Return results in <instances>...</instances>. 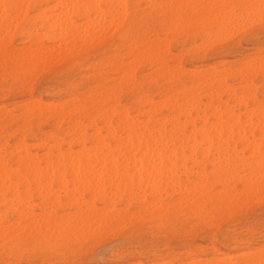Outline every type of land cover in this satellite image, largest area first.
I'll return each mask as SVG.
<instances>
[{"label": "snow or ice", "instance_id": "obj_1", "mask_svg": "<svg viewBox=\"0 0 264 264\" xmlns=\"http://www.w3.org/2000/svg\"><path fill=\"white\" fill-rule=\"evenodd\" d=\"M43 5L6 2L0 0V19L3 20V39L0 48L3 52V95L21 97L24 101L22 112L31 114L34 109L50 108L46 104L42 89L46 84L59 77L66 81L61 85L57 98L66 104H73L83 99L79 93L91 87L90 83L74 80L73 64L79 58L67 57L56 62L51 68L46 61H39L30 55L26 46L32 43L36 48L40 31L37 25L41 20ZM57 9L67 8L69 13L60 14L65 23H74L70 13L74 7H92L82 5H57ZM104 7V6H97ZM120 10L122 35L133 33L137 28H151L161 37L167 33L189 35L198 32L196 54L205 58L233 60L229 71L234 79L241 82H252L259 73L264 76V0L246 3L228 4H119L108 6ZM143 9V12L140 11ZM51 19V18H49ZM117 15L113 16V23ZM51 35V34H49ZM48 37H46L47 39ZM259 40V51H254V43ZM91 59L93 52L84 53ZM171 55V51L169 52ZM212 63L211 60L208 61ZM43 64V67L41 66ZM182 71V62L172 65ZM207 67V65H205ZM219 68V65H216ZM261 124L264 125V98L260 100ZM22 115V113H13ZM20 136L16 135L11 143L19 146ZM261 180L259 186L248 182L227 191L223 198L211 206L204 205L196 216H188L181 222L180 217L173 219V211L157 207L154 198L147 192L142 203L129 207L126 213L116 214L85 222L83 226L77 221H65L58 218V209L54 204L37 216L31 202L25 207L21 197L6 192L3 212V253L0 264H93L92 261H81L69 258L98 247H110L112 259L106 264H135L128 259L133 256L159 255V249L169 243V237L179 235L190 239L193 231L207 230L212 237L219 226L216 237H225V243L236 248L240 258L224 261L222 264H264V127L260 131ZM7 147L5 152L7 153ZM7 159V156H6ZM128 175L132 176L135 189V176L129 167ZM141 178V185H143ZM21 202L18 204L17 201ZM141 212L137 213L136 208ZM123 208V205H121ZM260 213L259 223L256 213ZM27 219L34 222L39 218L47 221L50 231L56 235L55 247L51 242H37L29 233ZM54 248L56 255L48 253ZM38 257V258H37ZM258 258V259H257ZM139 264H182L181 261L159 259H141ZM194 264H203L196 261Z\"/></svg>", "mask_w": 264, "mask_h": 264}, {"label": "bare ground", "instance_id": "obj_2", "mask_svg": "<svg viewBox=\"0 0 264 264\" xmlns=\"http://www.w3.org/2000/svg\"><path fill=\"white\" fill-rule=\"evenodd\" d=\"M27 1L29 2L31 0H6V2H10V3L11 2L26 3ZM116 1L115 0H70L69 2H73L76 5H79L81 2V3H83L82 6H92V7H86V9H85V7L84 8L82 7L83 10L80 9V12L81 11L86 12L88 10L87 8H89L90 10H94V11L96 10L95 12H97V13H94V12L93 13L98 14L99 10L101 11V9H100L101 7H97V6H102V4H107L108 6H111V5H117V3L120 4V2H121V4L124 3V2H122V0L121 1L119 0V2L118 1L116 2ZM195 1H197V0H195ZM204 1H207V0H204ZM208 1H209V4H212V3H210L211 0H208ZM208 1L206 3H208ZM213 1L214 0H212V2ZM222 1H223V3L226 2L225 0H222ZM238 1L239 0H235V2L239 3ZM240 1H243V0H240ZM250 1L255 2V0H250ZM171 2H169V3H171ZM187 2H188V0H187ZM227 2H232V0L231 1L227 0ZM235 2H232V3H235ZM248 2H249V0H248ZM68 3L67 4L65 3V4L68 5ZM184 3L185 2H183L182 4H184ZM198 3L201 4L202 1L201 2L199 1L196 4H198ZM214 3H215V1H214ZM219 3H220V1H219ZM219 3H217V4H219ZM223 3L221 2V4H223ZM53 4H56V2ZM60 4H57V5H60ZM65 4H63V5H65ZM75 4H72V5H75ZM192 4H193V1H192ZM70 5H71V3H70ZM51 6L52 7H50V8L54 9L53 7H55V6H53V5H51ZM62 9L63 8L60 9V13H61V11L64 14H65V12H69V11H65L66 9L65 10H62ZM108 9L110 11V12L108 11L109 14L111 13V14H113V16H114L115 12L118 11V9L111 8V7H108ZM104 10L107 11V9H104ZM71 11H72V9H71ZM84 12H82V13L85 16ZM56 13H58V12H56ZM56 13H53V15ZM41 14H42V11H41ZM87 14H89V12ZM117 14H118V12H117ZM49 15L47 14V17L51 18L52 16L51 15L49 16ZM57 15L58 14H56V16ZM42 16L45 17L46 15L42 14ZM42 16H41V19L43 18ZM84 16H83V18H84ZM100 16H101L100 18L104 17V15H102V12H101ZM59 17H57L56 19H58ZM64 17H63V19H64ZM117 17H119V16H117ZM52 18L55 19L54 16ZM68 18L65 17V20H67ZM56 19H55V24L57 22ZM85 19H84V21L81 22V24L83 22H85V23L91 22L93 19H94L93 20L94 22H95V20H97L96 17L95 18L92 17V19L89 18V20L91 19V21H88V22L85 21ZM104 19H103V22L105 21ZM112 19L113 18H111L110 21L108 18L106 19V21H108L111 26L107 27V24L109 25V23L104 22L106 24V29H107V30L105 29V31H106L105 33L108 35L111 34V32L115 31L114 28L117 27V23L120 20V18H119V20L117 18L118 21L116 22V24L112 23L113 25H116L113 28V26L111 24V22L113 21ZM42 20H44V18ZM45 20H46V18H45ZM71 20H73V19L71 18ZM63 21L61 20V23H60V20H59L58 22L60 24L57 22L59 25H55L51 22L52 25L49 26L50 28L47 26L50 30L51 29L54 30L53 31V37H51L52 40L55 41L56 39H58V37L56 35L54 36L55 33L58 34V32H60V33L62 32L63 36H62V33L59 34L60 37L62 36V38L59 37L62 41H63V38L66 37L64 35V33H66L68 38H69V36H71L72 40L74 38L75 42H77L76 40H78V39H79V41H80V39L82 41V35L84 33L85 35H83V45L81 43V46L84 47L85 39H86V45H87L88 44L87 40L92 41V39H90L91 37H95V36L97 37V36H99V34H102V31H101L102 28L98 29V27H95L96 22H95V25L91 23L92 25H94V27L93 26L89 27V25L91 26L90 23H88V26L85 25L87 27H85V26L82 27L80 22L78 25V23H76V22L65 23ZM0 22H3L2 19H0ZM85 23H83V24H85ZM49 24H50V22L49 23L47 22V25H49ZM105 24H104V26H105ZM40 25H42V21H41ZM118 25L120 27V24H118ZM82 28H84V29H82ZM108 28H110V30H111L110 33H109L110 30H108ZM80 30H83L84 32L82 31L83 33H80ZM45 31L47 33V29ZM100 31H101V33H99L97 35L96 33L100 32ZM79 33L81 34V37L79 36ZM103 33H104V30H103ZM0 34L2 35V33H0ZM71 34L74 37H72ZM41 35H45V34L43 33ZM76 36H79V37L75 38ZM87 36L89 37V39H87L88 38ZM104 36H107V35H104ZM1 37L2 38H0V39H3V35ZM39 37H40V35H39ZM48 37H49V35H48ZM103 38H105V37H103ZM119 38H120V36H119ZM97 39L95 40V42L101 41L100 38L98 41H97ZM72 40L70 39V42H68L69 40H67V44L68 43L70 44V46L68 45L69 47H71V44L73 42ZM175 40L177 41V39H175ZM175 40H174V42H175ZM38 41H40V42L42 41L41 37ZM186 41H188V40H186ZM75 42H73V43H75ZM61 43L62 44L65 43V45H66V42H64V43L61 42ZM61 43L58 42V44L55 45L57 47L52 46L54 49H51V50H53V51L50 50L51 46L49 48H47L48 47L47 45H46L47 47L44 46V49L47 48L44 50V53H42L43 50L41 49L42 48L41 45L43 44L42 43L41 45L40 44L38 45L39 48L41 47L40 48L41 50L38 49L36 51L40 50L38 55L43 54V58H44V56H47L46 58H48L47 54L49 53V51H51V55H52V53L53 54L56 53V56H58V55H60V54H57L58 51H56V50H58V48L62 50L63 54L65 51V50L63 51V46H65V45L62 46ZM105 43H106V41H105ZM105 43H103V44H105ZM188 43H189V41H188ZM77 44H80V42L79 43L77 42ZM77 44H75V46L72 44V49H74V47L76 48ZM162 44H164V43H162ZM98 45L100 47L101 44H98ZM61 46H62V48H61ZM68 46H67V48H68ZM38 47H36V48H38ZM80 47H77V48H80ZM96 47H98V46H96ZM27 48H30V47L29 46L26 47V50H27ZM55 48H56V50H55ZM65 48H66V46H65ZM32 49H33V47H32ZM162 49H163V51L165 50L164 48H162ZM47 50H49V51H47ZM69 50H70V48H69ZM27 51H29V49ZM159 51L163 52L162 50H159ZM168 51H166V52H168ZM30 52H31V48H30ZM45 52H48V53L45 54ZM59 52H60V50H59ZM70 52L71 51H69V53ZM33 53H34V51H33ZM66 53H68V52H66ZM66 53H65V55H66ZM63 54H61V56H63ZM182 54H184V53H182ZM51 55H49V56H51ZM54 56L53 55L51 56L52 61L49 59L50 60L49 65L53 64L51 62L56 61L58 58H61V57L57 58L55 56L56 60H54L53 59ZM154 56H156V55H154ZM157 56H158V53H157ZM145 58H147V57H145ZM42 59H40V60H42ZM2 60H3V57H2ZM183 62H184V60H183ZM154 63H159L162 66L159 69V73H163V72L167 73L168 67H167V63H165V61L163 60V56L157 57L156 60H154ZM141 70H143V69H141ZM124 73H123V75H124ZM204 74H207V77L204 76L202 78V80L198 81L195 84V86L191 87L189 85L188 88L186 86H184L181 88V91H179V92H176L172 89L171 90L169 89L170 91L165 95V98H167V99H162V100H165L164 102L162 100L161 101L157 100L160 102V104L163 102V105H165V107L168 108L170 114L167 115L166 117L160 118L158 116L156 109H155L158 106V104H157V102L154 103L153 101H150V100H152L151 98H150V100L147 99L145 101V104L150 107V110L148 109L149 111H148V116H147V119H148L147 122L146 121L140 122L138 120H135L134 118H131L125 109L123 110L120 108L121 103H119L118 100L114 101L113 106L109 107L108 105L104 104L102 107H100V109L99 108L95 109L94 107H92V110H86L85 107L78 106V107H76L75 112L79 113V115L73 119V121L71 122L69 129H68L67 138H70L69 142H67L69 139L66 141L65 139H59L58 137H52L53 139H52L51 145H48L45 141H41V143H40V145L42 144L41 147L45 148V153L44 152H43L44 154L42 153L43 155L33 153L32 150L28 147V145L24 141H22L19 144V146L16 145L17 147H15L16 148L15 150H13V151L7 150V153L5 152V149L7 146H1L0 145V187H2L1 189L2 190L5 189V191H4L5 193L8 190V191H11L13 195L15 193L18 194L17 191H19V190L16 191V189H15V187L17 185L14 186V188H13V184H16V183L18 184L19 182H21V184L23 183L22 186L24 185V187L30 188L28 186L29 184H26V183H29V182L32 183V182H34L35 179H36V181L43 179V181L45 183V182H47V180H49L47 178H51L49 180V181H51L53 179L52 175L57 174L58 178L59 177H60V179L64 178L63 181L61 180L63 183L61 181H59V184L62 185L61 189L64 190L66 188V191H68L70 188L67 189V187H66V185H67L66 182L68 180L67 181L65 180L66 177H64L65 176L64 173H69L71 175V177H73L75 179L74 182L73 181L71 182V179H72L71 178L70 182L72 184H75V186L77 188H78V185H80V183L83 184V182H82L83 180H84V182L86 180H88V183H89V184L87 183L88 185L85 184L84 186L83 185L79 186V188L80 187L81 188L80 189L78 188V189L81 191V193H83L82 187L84 188L85 186L86 187L89 186V187H87L88 189L85 187L88 191L91 190L92 193H96L98 191L96 194H94V196L93 195H91V196H93L94 198H96V195L98 197L100 196L99 198L102 199L103 204L104 205L109 204L110 208H113V203H114V202L112 203L113 199L115 201L116 199L121 198L119 196L122 195L123 193H127L128 199L130 198V200H129L130 203L135 202V201L136 202L138 201V203H142L145 192H147L149 197L154 198V202H155L157 207L163 206V208L166 210H168L169 208H171L172 210H178L181 214H184V215H185V213H187L188 215H192V216L198 215L203 210L204 205H208L209 203L212 205L214 202H217L223 198V195H214L211 192H208V189L205 187L207 185V180L209 179L208 178L209 174H207V169L205 168V165H203V161L207 160L208 162H211L213 160V162H212V165H213L214 161L216 162L218 160V158L220 159V157L217 158V156H219L222 153V151H223V153H224V151L226 153L227 150H230V148L232 146L236 147L235 143H237V142L248 144L249 147H251L249 150H252L253 145L256 144L255 146L258 149H255V153L257 150H258L257 153L258 152L261 153L259 151L260 148L258 147L260 144V143H258L260 141V138L258 140V136L257 137L255 136L256 138L254 139V137L252 135L260 132L261 128L264 127V125L261 124L260 102L258 100L257 91L254 87V84H251L249 82L250 84L243 87L241 90L245 91V94L240 96L238 93L237 86L235 87L234 85L230 84L229 83L230 80L228 82V78L233 75L229 71V69L220 72V71H217L213 67V68H210L208 70H205ZM121 76H122V74H121ZM129 77H130V74H129ZM124 80L126 82L125 78H124ZM241 83H246V82H241ZM63 85H64V83H63ZM214 86H215V88H213ZM203 88L209 89V91L207 93V97H208L209 101L206 103L203 101V97H201V95L198 94L199 93L198 91H200ZM129 97H130V95H129ZM110 98H111V96H110V94H108L106 96V99H110ZM95 99H97V98L94 97L93 101H96ZM250 102L255 104V109L252 108L253 110H249L248 106H249ZM163 105H160L158 107L161 108ZM186 106H187V108H186ZM244 107H245V109H244L245 112L243 111V113H242L241 109ZM182 109L185 111L184 113L182 112L183 111ZM72 111H73V109H72ZM0 112H1V110H0ZM192 112H194L198 117L197 116L193 117ZM69 114L70 113H65L63 108H62L60 110L61 116H60L59 121L61 122L62 119L69 117ZM32 116H33V114H32ZM181 116L184 117V118L182 117V119H185L184 122H181V118H180ZM196 117H197V119H195ZM84 119H88L89 123L91 124L90 126L92 128L91 129L92 132L90 134L85 129V127H83V126H85V124L83 125V123H82V120H84ZM98 121H100L102 127L98 126V124H99ZM63 123H64V121L62 122V125H63ZM86 125H87V122H86ZM250 136H252V139H249ZM49 137H50V135H49ZM256 139L258 140V142ZM250 140H252V141H250ZM249 141L251 143H254V144H252L250 146ZM38 143H37V145H38ZM245 144H243V145L246 148ZM248 145H247V147H248ZM234 147H233V150H234ZM244 147H241V149H242L241 151L244 150L243 149ZM256 147H254V148H256ZM233 150L231 152L234 154L235 153L240 154V155L242 154L240 149H239V151L241 153H237L238 150L236 152H233ZM251 152H254V149L252 151H250L249 154H251ZM255 153H252V157H254L256 155L257 156L261 155L259 153L258 154L257 153L255 154ZM222 154H221V156H222ZM226 154L229 155L231 153L229 152V154H228V152H227ZM6 156H7V159H6ZM211 156H213V157H212V160L210 161L209 159ZM241 156L245 157L244 155H241ZM225 157H221V159H223ZM242 157L241 158L237 157V158H239L241 160ZM252 157L250 156V158H252ZM226 158L229 159L231 157L229 155V157H226ZM226 158L223 161H226ZM254 158L256 159V160L254 159L256 162L257 159H259V158L261 159V156H258L257 158L254 157ZM260 159L257 161L258 163L261 162ZM219 161H222V160H219ZM219 161H218V163H214L213 173H215V172L216 173H218V172L225 173L226 172V171L225 172L221 171L220 168L217 167V166H219ZM233 161H234V159H233ZM233 161L232 160L230 161V164L232 162L231 166H233V163L235 166V161L234 162ZM248 162H250V161L248 160ZM255 162H250V163L252 164ZM239 163H240V165L243 166V164H242L243 161L242 162L239 161ZM226 164H228V161L224 165H226ZM259 164H256V165L258 166ZM43 165H45V166L43 167ZM236 165L239 166L238 163H236ZM248 165H246V166H248ZM226 166L228 167V165H226ZM129 167L132 169L134 176H135V189H133V186H132L133 185L132 176L128 175ZM251 167H252V165H251ZM258 167H261V166L259 165ZM228 168H230V167H228ZM235 168H237V167L235 166ZM254 168L255 167L253 166L252 172H253ZM256 169L254 170V172L256 171ZM250 170H251V168H250ZM260 170H261V168H258L256 172L261 174ZM228 171H229V169H228ZM252 172H250L249 175H251ZM50 174H51V176H50ZM246 174H248V173L246 172ZM231 175L234 176V174H231ZM252 175H253V173H252ZM254 175H255V173H254ZM254 175L249 177L248 179L246 176V180L252 179V177H253V179H256V176L254 178ZM233 176H231V177H233ZM240 176H241V178L239 177V175L237 177L242 179L243 175H240ZM259 176L260 175L257 174L258 178H259ZM234 177H236V176H234ZM141 178H143V181H144L143 185H141ZM11 179L14 180L13 181L14 183L11 182ZM60 179H58V180H60ZM260 179H261V177L259 178V180ZM64 180L66 181L65 183H64ZM77 180L78 181L81 180V181H79L80 183L77 182ZM259 180L256 179L253 181L255 182V181H259ZM95 181H96V183H95ZM251 181L248 183L251 184ZM48 182L45 183L47 185L44 184L45 185L44 188L45 187L49 188L50 184H48ZM123 182H126V185ZM34 183L38 184L40 182H34ZM34 183H32V184H34ZM49 183L52 184V181ZM93 183H95V184H93ZM64 184H65V187H64ZM121 184H123L125 186V187L123 186L125 189L127 188L126 191L122 192V189H124V188L123 187H122V189L120 188L122 186ZM254 184L256 186V182ZM119 185H121V186H119ZM36 186L37 185H34V187L36 189L40 188L39 185H38V187H36ZM40 186H41V183H40ZM72 186H74V185H72ZM75 186L73 188H74V191L76 190L75 193H77V195H78V190ZM107 186H110V189L112 187L114 188L113 190L111 189L112 192L109 191V192H111L113 197L115 195L114 198H112V195L109 196V197H111L110 199L107 196L108 194L110 195V193H107V191H106L105 187H107ZM24 187H22V190L25 189ZM143 187H145L146 189H144ZM170 187H172V188H170ZM204 187H205V189H204ZM225 187H226V185H225ZM27 188L24 191H22L24 193L21 192V194L24 195L27 193L26 191L30 190ZM42 188H43V184H42ZM50 188H51V186H50ZM169 188H170V190L171 189H173V190H171V192H168ZM36 189L33 188V190H36ZM41 189H38V190L40 191ZM58 189H60V188H58ZM48 190H52V188L47 189V191ZM55 190L56 189L53 188V191H54L53 198L58 197L57 194H59L61 191L65 193V191L59 190L60 192L57 191L58 193L56 194ZM70 190L68 192H70ZM87 190H85V192ZM119 191H121L122 193ZM4 192L2 191L1 193L3 194ZM31 192H33V191L31 190ZM40 192H39V194H38V192H35V193H37L39 195L38 197L42 198L41 211L43 212V210H45L49 207V204H50L49 200L51 199V194L49 192H52V191L46 192L44 190L41 193ZM68 192H66V193H68ZM114 192H115V194H114ZM217 192H219V191H217ZM29 193L26 194V196H25V197H28L27 201L24 200L25 198L23 199L24 201H26V203L24 202V206L27 207L28 202H31L32 207L35 209V207H34L35 204L33 205L32 201H31V199H32L31 193H30V195H29ZM55 194H56V196H55ZM73 194H74V192H73ZM3 195H5V194H3ZM60 195L61 194H59V196ZM77 195H76V198L74 200L71 197V200H72L71 203L72 204L73 203L74 204L79 203L76 201V199H80L81 196L78 195L80 197L79 198V197H77ZM16 197H18V196H16ZM0 198H3V197H0ZM34 199H37V198H34ZM81 199H83V200H81L83 202V205L84 204L86 205L87 204V203H85L86 199H84V198H81ZM54 200L57 201L58 199L54 198ZM110 200H112V201H110ZM3 201H4V199H3ZM68 201H70V199H68ZM68 201H66V202L70 203ZM73 201H75V202H73ZM52 202H53V200H51V203ZM55 203H54V205H57L58 202H55ZM18 204H19V202H18ZM111 205H112V207H111ZM78 206L81 210L77 208L76 211H78V210L79 211H82V210L85 211L88 209L87 210L88 214L91 213V215H97V216L99 215L98 218L102 217L100 212L98 213L96 211V210H99L100 207L98 209H96L92 205L90 207L88 204V206L90 208L89 207L87 208V206H84L85 208L83 209L80 207V206H82L81 204L80 205L78 204ZM103 208H105V207H102V209ZM114 208L116 209L115 206H114ZM36 210H38V209H36ZM118 210H120V209H118ZM109 211L110 210H108V212ZM105 212H107V210ZM76 213L77 214H75V215L77 216L78 212H76ZM62 215H63V213H62ZM72 215H74V214H71L70 216H72ZM37 216L39 217L40 214H38ZM67 217H68V215L63 216V217H58V218L65 221L66 226L70 227V225H67L66 219H64ZM73 218L74 217L72 216V219ZM26 220H27V223L24 225V227H27L29 233L32 234V237H35L37 235L41 236V234H43L44 242H46L45 239L48 238L49 235H52L54 237L56 236V235H54L53 231L49 230L50 227H54V226H50L47 223V221L41 220L39 218L35 222L33 220H30L27 218H26ZM67 220H68V218H67ZM80 221H81V219H80ZM85 222H90V221L86 219ZM82 223L83 222H81L80 224H82ZM3 231H4L3 212L0 211V243L2 244V248H3ZM40 239H41V237H40ZM42 241L43 240H41V242ZM225 244H227V243H225ZM163 250H165V249H163ZM166 250L168 251L167 248H166ZM188 256L189 257L186 259V262L183 264H194V262H196V261H201V262H203V264H222V262H224V261H231V260L237 259L235 257H231L229 254L217 253V252L215 253V257L213 259H210V258L204 259L201 257L199 258L193 254H190ZM203 256H204V254H203ZM148 258H151V257H148Z\"/></svg>", "mask_w": 264, "mask_h": 264}, {"label": "rangeland", "instance_id": "obj_3", "mask_svg": "<svg viewBox=\"0 0 264 264\" xmlns=\"http://www.w3.org/2000/svg\"><path fill=\"white\" fill-rule=\"evenodd\" d=\"M69 1L68 0H66V1L65 0H62V1L61 0L60 1L59 0H52V1L51 0H31L29 2L28 1L26 2V3H31V4H37V5H42L43 4V6H44L41 9V11H42V14H44L46 16L44 17L41 14V16L44 18V20H42L43 18L40 20V23L42 21V25H40V23L37 25V27L39 28V31H40V37H41L42 41L41 42L37 41L36 42V47H38L39 44L41 45L43 43L41 45L42 48L41 47L40 48L43 50L42 53H44V50L49 48L50 46H51L50 47V50H51V49H54L53 47L55 45H57L58 42H60V43L61 42H63V43L66 42V45H65V43L64 44L61 43L62 46L63 45L66 46V48H65V46H63V51L65 50L64 54L62 53L61 49L58 48V50H56V48H55V50L58 51L57 54H60V55L56 56V53H54V54L52 53V55L53 56L55 55L57 58L58 57H61V58H58L56 60V57L54 56L55 58L53 57V59L56 60V61L51 62V63H53L51 65H49V64H50V60L52 61L51 51H53V50H51V51L47 50V51H49V53L45 52V54L48 53L47 54L48 58H46L47 56H44V58H43V54L38 55L39 51L41 49L38 47V48H35L33 50L32 49V47H33L32 43H28L26 47L29 46L31 48V52H30V48H27V50L29 49V51H27V52L29 54L31 53L36 58L39 57L38 58L39 61H46L48 59L46 62H47V66L49 68L53 67L56 62L62 61V60H64L67 57L79 58L76 61V63H74L73 66H72L73 67V77L72 78L74 80H79V81L84 82V83H90L91 87L85 89L84 92L79 93V95L83 96L82 100L69 105V104H66V102H61L57 98V93L59 92L61 85H63V83H64L63 86H65V87L67 86L65 80H62L59 77H57V78L53 79L50 84H46L45 87L41 90L42 93H43V97H45L44 98L45 102H47L46 104H50V105H52V107L51 108H45V109H40V108L34 109L30 115L27 114V113H23L22 112V105H23L22 103H24V101H23V99L21 97L13 96V97H9V98L6 99V97L3 95V60H2L3 52H2V48H1L0 49V69L2 71L0 70L1 71L0 72V110H1V112H0V145L1 146H7L8 150L13 151V150L16 149L15 147L18 146L17 144L11 143V141L13 139H15L16 135L20 136L19 144L22 141H24L28 145V147L32 150L33 153L39 154V155H41L43 152L45 153V148L41 147L42 144L40 145L41 141H45L48 145H51L52 139H53L52 137H58L59 139H65L66 141L69 139L67 141V142H69L70 138H67V133H68V129H69V126H70L71 122L73 121L74 118H76L79 115V113L75 112L76 111V107H78V106H83V107H85L86 110H92V107H94L95 109H98V108L100 109V107H102L104 104L108 105L109 107L113 106L114 101L118 100V102L121 103L120 104V108L123 109V110L125 109L131 118H134L135 120H138L140 122H143V121L147 122L148 121V119H147L148 111L150 110V107L145 104V101L147 99L150 100V98H151L152 100H150V101H153L154 103L157 102L158 106L163 105V102L165 100H162V99H167V98H165V95L171 89L176 91V92H179V91H181V88L184 87V86H186L187 88L189 87V85L191 87L195 86V84L198 81L202 80V78L204 76L207 77V74H204L205 70H208V69L214 67L217 71L221 72V71L230 69V66L233 63V60H229V59H218V58H215V57L205 58L203 56H200V55L196 54V52L194 50L197 48V37L199 35L198 32H193V33H191L189 35L176 34V35H172V36H169L167 33H165L164 36L161 37L157 32H155L151 28H144L143 30L140 29V28H137L133 33L124 36V35H122V27H123V24L121 23L122 20L120 21L119 17H117L120 22L117 20L118 23H117V27L116 28H114L116 25H113L114 24L113 21L111 22V24L113 23L112 26H113L115 31L112 30L113 32H111L110 28H108V30H110L109 33L111 32V34L108 35V34L105 33L106 32L105 31V29H106V24L105 23H109L108 21H106V19L108 18L109 21H110V19L113 18L112 17L113 14H111V13H110L111 15L109 14L110 11H109V9L107 7L108 6L107 4H102V6H104V7H101L100 8L101 11L99 10V12H98V14L99 13L101 14V12H102V15H104V17L102 16L103 18H100L101 17L100 14L99 15L98 14H94V13H97V12H95L96 10L94 11V10H90L89 8H87L88 10L86 11L85 10L86 7H85L84 10L86 12H84V11L80 12V9L83 10L84 7L83 8H81V7L72 8V11L70 13V17L76 23H78V25H79V22L81 24V22L84 21L85 18H86L85 21L88 22V21H91L92 17H94V18L96 17V19H97V20H95L96 25H95V22L93 21L94 19L91 22H88V23L94 24L95 27H98V29L102 28L101 31H102V34H103V35L99 34V33H101V31L97 32L96 34L97 35L99 34V36L91 37L90 39H92V41L87 40V43H88L87 45H86V39H85L84 43H85L86 46L84 45V47H83V46H81V43L83 45V35H85V34L83 33L84 32L83 30H80V33H83L82 41H81V39H80V41H79V39L76 40L78 43L80 42V44H77V42H75V39L73 38V40H72L71 36H69V38L73 42H75V43H73L71 41L72 44L74 46H75V44L78 45V46L76 45V48L74 47V49H72V44H71V47H69L70 46L69 43L67 44V40H69L68 42H70V39L68 38L66 33H64V35L66 37L64 36L65 38H63V41L60 39V38H62L63 33L61 32L62 33L61 37L59 35V34H61L60 32H58V34L55 33L54 36L56 35L58 37V39H56L54 41L51 38V37H53V31L54 30L51 29L52 30L51 31L49 29L50 28L49 26L52 25V23L55 24V19L57 17L60 16L59 17L60 19L58 18L60 20V23H61V20H62L61 15H57L56 16V14L60 13V9L58 11V9L56 7L57 4H60V3L62 5L65 4V3L67 4ZM117 1L119 2V0H117ZM192 1H193V4L194 3L196 4L199 1L200 2L202 1L201 4H209L208 0H207L208 3H206L207 1H204V0H197V1L188 0V2H187V0H124V1L122 0V2H124L123 4H133V5H141L142 4L141 6L148 5V4H180V3L182 4L183 2H185L184 4H192ZM214 1H215V3H214ZM214 1L212 2V0H211L210 3L217 4V3H219V1H220L219 4H221V2L223 3L222 0H214ZM225 1L226 2L223 3V4H228V3L235 2V0H232V2H227V0H225ZM257 1L255 0V2H257ZM55 2H56V4H53ZM169 2H171V3H169ZM238 2L239 3H242V2L246 3V2H248V0L247 1L246 0L245 1L244 0L240 1L239 0ZM249 2H252V1L249 0ZM70 3H71V5L75 4L73 2H69L68 5H70ZM235 3H237V2H235ZM120 4H121V2H120ZM51 5L55 6V7H53L54 9L50 8V7H52ZM79 5H83V3L80 2ZM117 5H119V3H117ZM104 9H107V11L104 10ZM62 10L69 11V9L67 10V8H63ZM140 11L143 12V9H140ZM56 12H58V13H56ZM82 12L85 13V16H84V14ZM88 12H89V14H87ZM117 12L119 13V10L116 11L114 15L119 16L117 14ZM53 13H56V14L53 15ZM66 13H69V12H65V14ZM47 14L48 15L50 14L52 17L54 16L55 19H53L52 17H51V19H49L50 17H47ZM60 14H64V13H62V11H61ZM83 16H84V18H83ZM65 17L68 18V16H65ZM65 17H64L63 20H65ZM45 18H46V20H45ZM89 18H91V19L89 20ZM58 19H56L57 22L59 21ZM103 19L105 20L104 21L105 23L103 22ZM47 22L48 23L50 22V24L47 25ZM57 22H56L55 25H59L60 24L59 22H58L59 24ZM83 23H85V22H83ZM83 23L81 24L82 27L85 26V25L88 26V23H85V24H83ZM92 24H91V26L89 25V27H92V26L94 27V25H92ZM104 24H105V26H104ZM118 24H120V27H119ZM0 26H1L0 27V33H2V35H3V28H2L3 27V22H0ZM87 26H85V27H87ZM108 26H111L110 23H109V25L107 24V27ZM46 29H47V33L45 31ZM82 29H84V28H82ZM103 30H104L105 34L103 33ZM43 33L45 35H41ZM80 33H79V36L81 37ZM49 34H51V35H49ZM48 35H49V37H48ZM104 35H107V36H104ZM1 36H0V38H2ZM79 36H76L75 38H77ZM119 36H120V38H119ZM40 37L38 38V40L40 39ZM46 37H48V38L46 39ZM72 37H74V36L72 35ZM103 37H105V38H103ZM99 38L101 39L100 42L98 41ZM87 39H89V37ZM96 39H97L98 42H95ZM175 39H177V41ZM174 40H175V42H174ZM186 40H188L189 43ZM0 41H2V39H0ZM105 41H106V43H105ZM102 42L105 43V44H103ZM162 43H164V44H162ZM98 44H101L100 47H99ZM44 46L47 47V48L44 49ZM62 46H61V48H62ZM67 46H68V48H67ZM96 46H98V47H96ZM55 47H57V46H55ZM77 47H80V48H77ZM69 48H70V50H69ZM162 48H164L165 50L163 51ZM38 49H40V50L36 51ZM88 49L93 52V57L91 59H89V57L84 54V53L89 51ZM32 50L34 51V53H33ZM59 50H60V52H59ZM159 50H162L163 52H161ZM69 51H71V52L69 53ZM166 51H168V52H166ZM170 51H171V55H169ZM254 51H256V52L259 51V40L255 41V43H254ZM66 52H68V53H66ZM65 53H66V55H65ZM157 53H158V56H157ZM182 53H184V54H182ZM61 54H63V56H61ZM49 55H51V56H49ZM154 55H156L157 57H159V56L162 57L163 56V60L165 61V63H167V67H168L167 73L166 72L165 73L164 72L163 73H159V69L162 66L159 63H154V60H156V58H157ZM145 57H147V58H145ZM177 57H179V60L182 62V66H183V70L182 71H180L177 68L172 66L173 64L176 63ZM40 59H42V60H40ZM183 60H184V62H183ZM209 60L212 61L211 64L208 63ZM205 65H207V67H205ZM216 65H219V68H216ZM41 66L43 67V64ZM141 69H143V70H141ZM123 73H124V75H123ZM121 74H122V76H121ZM129 74H130V77H129ZM124 78L126 79V82H125ZM229 80H230V82H229ZM228 82L230 84L234 85L235 87L237 86L238 93H239L240 96L245 94V91L241 90L243 87H245L246 85H248L250 83L254 84V87H255V89L257 91V96H258L259 102H260L261 98H264V76H261L259 73H257L252 78V82H250V83L249 82L241 83V81L235 80L233 75L228 78ZM213 88H215V86ZM208 91H209L208 88H203L200 91H198L199 92L198 94L201 95V97H203V101L205 103L209 101V99L207 97ZM108 94H110V96H111L110 99H106V96ZM129 95H130V97H129ZM94 97L97 98V99H95L96 101H93ZM157 100H159V101L162 100L163 102L160 104V102L157 101ZM158 106L155 109H156V112H157V114H158V116L160 118L166 117L167 115L170 114L168 108H166L165 105H163L161 108L158 107ZM62 108H63L65 113H70V114H69V117L62 119V121L60 122L59 121L60 120V116H61L60 115V110ZM186 108H187V106H186ZM248 108H249V110L255 109V104L250 102ZM72 109H73V111H72ZM244 109H245V107L241 109L242 113H243V111L245 112ZM182 112L184 113L185 111L183 110ZM13 113H22V115H13ZM32 114H33V116H32ZM192 116L194 117V116H197V115L194 112H192ZM182 117L183 116L180 117L181 118V122H184L185 119H182ZM197 117L195 119H197ZM63 121H64V123L62 125ZM86 122H87V125H86ZM82 123H83V125L85 124V126H83V127H85V129L90 134L92 132L91 131L92 128L90 126L91 124L89 123V120L88 119H84V120H82ZM98 123H99L98 126L102 127L100 121H98ZM49 135H50V137H49ZM252 136L254 137V139L258 136V140H259L260 132L254 134ZM252 136H250L249 139H252ZM258 140H257V142H258ZM250 141H252V140H250ZM37 143H38V145H37ZM235 144H236V147L232 146L230 148V150H227L228 154H229V152L231 153V154H229L231 158H229V159L226 158V157H229V155L226 154L227 152L225 153V151H224V153H223V151H222V153H223V154L221 153L222 156H221V154L219 156H217V158L220 157V159L218 158V160L216 162L214 161V163H218L219 160H222V161H219V166H217V167L220 168L221 171H224V172L226 171L225 173H223V172H218V173L215 172V173H213V169H214V163L212 165V162H213L212 157L213 156H211L210 159H209L210 161L212 160L211 162H208L207 160L203 161V165H205V168L207 169V174H209L208 175L209 179L207 180V185L205 187L208 189V192H211L214 195H223L224 196V194L227 191L235 189V188L239 187L242 183L250 182L251 180H252L251 184L252 183L254 184L256 182V186L257 187L259 186V183H260V180H261V179L259 180V178L261 177V174L257 173L256 171H257L258 168H261V167H258L259 165L261 166V162H259L260 164L257 162L260 159L259 158V159H257V161H256L257 163H256L255 162L256 159L254 157L257 158L258 156H261V155H258V156L257 155L254 156L253 155L254 157H252V153H255V149H258L255 146L256 144L253 145L252 150L254 149V152H251V154H249V153L252 150H249L251 147H249L248 144L239 143V142H237ZM243 144L246 145V148L244 147ZM249 144L251 146L254 143L250 142ZM247 145H248V147H247ZM233 147H234V150H233ZM241 147H244L243 151H241L242 150ZM254 147H256V148H254ZM258 147L260 148V144H259ZM239 149L242 152L241 155H244L245 157H242L240 154H236V153H235L236 154L235 155L234 153L231 152L232 150H233V152H236L238 150L237 153H241L239 151ZM257 151H256V153H257ZM259 151L261 152V149H259ZM259 154H261V153H259ZM236 156L239 157V158L242 157V159L240 160ZM250 156L253 159L250 158ZM221 157H225L226 161H223L225 158L221 159ZM233 159L235 161V166L237 168H235L234 163H233V166H231L232 162L230 164V161L231 160L233 161ZM248 160L250 162H255V163L251 164L250 162H248ZM227 161H228V164H226V165H228V167H230V168H228L226 165H224ZM239 161L240 162L243 161V163H242L243 166L240 165ZM260 161H261V159H260ZM236 163H238L239 166L236 165ZM256 164H259V165L257 166ZM246 165H248V166H246ZM251 165H252V167H251ZM44 166L45 165H43V167ZM253 166L255 167L254 170L257 168L255 172H254V170L252 172ZM250 168H251V170H250ZM228 169H229V171H228ZM246 172L248 174H246ZM250 172H252L253 175L255 173L254 178L256 176V179H258L259 181H255L254 182L253 180H256V179H253V177H252V179H249L250 181L246 180V176H247V179L249 177L253 176L252 173H251V175H249ZM260 172H261V170H260ZM256 173L260 175L259 178L257 177ZM231 174H234V176H236V177H234ZM237 174L239 175L240 178H241L240 175H243L242 177L244 179L243 178L240 179L239 177H237L238 176ZM64 175H65L64 177H66L65 180L66 181L68 180L67 181L68 183L64 180V183L66 182V184H67L66 185L67 189H69V188L71 189L72 188L71 190L69 189L70 192H68L69 190L66 191V188L64 190L61 189L62 185L59 184V181H61V180L63 181L64 178L63 179H60V177L58 178L57 174L52 175V178H53L51 180L52 184L49 183V182H51V181H49L51 178H47L49 180L46 179L47 182L49 181L48 184H50V186L52 188V190H48V191H52V192H49L51 194V199L49 200V203H50L51 200H53L52 204H54L55 202H58L57 203L58 206L55 205V207L57 209H59L58 210V217H63V216H67L68 215L67 218L69 220V219H72V216H73L74 218L72 219V221H77V218H79V223L83 222L82 224H80V225L83 226L85 221H86V219L91 222V221H93V219L95 220L99 216V215L97 216V215H91V213L90 214L87 213V210H88L87 208L89 206L91 207V205L93 207H95L96 209H98L100 207L101 209L99 208V210H96V211L98 213L100 212V214L102 216H107L109 213H111L113 211H115V213L118 214V215L122 214V213H126L128 211V209H129V207H136V205L138 203V201L130 203V201H129L130 198L128 199L127 193H123L122 195L119 196L121 198L116 199L115 201H114V199H113V201L110 200V201H112V203L114 202L113 203V208H110L109 204L108 205H104L103 204L102 199L99 198L100 196L98 197L96 195V198L93 197L94 194H96L98 191L96 193H92L91 190L88 191L87 187H89V186H87V187L85 186L87 189L85 187L84 188L82 187L83 190L82 189L81 190H82L83 193H81V191L79 190L81 187L79 188V186H81V185L84 186L85 184L88 185L89 184L88 180L85 181L86 183L83 180L82 181L83 184L79 182L82 179L79 180V181L77 180V182L80 183V185H78V188H79L78 189L75 186V184L71 183L72 181L74 182L75 179L73 177H71V175L69 173H64ZM230 175L233 176V177H231ZM50 176H51V174H50ZM58 179H60V180H58ZM70 179H71V182H70ZM13 181L14 180L11 179L12 183H14ZM34 182H40L41 186H40V183L37 184V183H34ZM34 182H32L34 184H32L31 182L26 183V184H29L28 186L30 188L24 187V185L22 186L23 183L21 184V182H19L20 184L19 183L18 184L17 183L13 184V188H14V186L17 185L16 186L17 188L15 187V189H16V191L17 190H19V191H17L18 194L15 193L14 196L16 195L18 197H21L22 200L25 198L24 200L27 201L28 197H25V196L29 192L31 193V196H32L31 201H32L33 205L35 204L34 205L35 210L36 209L39 210V211L36 210L37 215H38V214H41V212H42L41 211L42 198L38 197L39 196L38 194H39L40 191L42 192L44 190L46 192H48L47 189H51V188H50V186H49V188H46V187H45L46 189L44 188V186L47 185V184H45L47 182L44 183L43 179H40V180H37V181L35 179ZM95 183H96V181H95ZM95 183H93V184H95ZM123 183H125V185H126V182H123ZM42 184H43V188L44 189L42 188ZM34 185H37L36 187H38V185H39L40 188H38V189H41V188L42 189L39 191L38 189H36L34 187ZM72 185H74L77 188L78 195L81 196V198L86 199V201H85V203H87L86 205L85 204L83 205V202L81 201L83 199H81L77 195V193H75L76 190L74 191V188H73L74 186H72ZM121 185H119V186H121L120 188L122 189V187L124 185L123 184H121ZM225 185H226V187H225ZM22 187H24L25 189L26 188L30 189V190L26 191L27 193L23 195V194H21V192L24 191L25 189L22 190ZM32 187L34 189H36L37 191L33 190ZM64 187H65V184H64ZM145 187H143V188L146 189ZM205 187H204V189H205ZM1 188L2 187H0V194H1L0 197H3V198H0V209H2V207H3V204H4L3 199H4V196H5V195H3V194H5V192H4L5 189L2 190ZM53 188L56 189L55 190L56 194L58 193L57 191H59V190L65 191V193L62 192V191L61 192L59 191L60 192L59 194H61V195L59 196V194H57L58 197H54L55 199H58L59 201L58 200L55 201L54 198H53V193H54ZM58 188H60V189H58ZM105 188H106L107 193H110V195L108 194L107 196L108 197L111 196L112 195L111 192H112V190L114 188L112 187L111 188L112 190L110 189V186H107ZM170 188H172V187H170ZM170 188H169L168 192H171V190H173V189L170 190ZM84 189L87 190V191L85 192ZM1 190L4 192L3 194L1 193L2 192ZM31 190L33 192H31ZM126 190H127V188L126 189L124 188V189H122V192L126 191ZM109 191H111V192H109ZM217 191H219V192H217ZM7 192L12 194L11 191L7 190ZM35 192H38V194L35 193ZM66 192H68V193H66ZM73 192H74V194H73ZM119 192H121V191H119ZM22 193H24V192H22ZM30 193H29V195H30ZM56 194H55V196H56ZM75 194L77 195V197L80 198V199H76V201L79 202V203H76V204L73 203L72 204L71 203L72 202L71 197L74 200L76 198ZM114 194H115V192H114ZM91 195H93V196H91ZM114 197H115V195H114ZM114 197L112 195V198H114ZM34 198H37V199H34ZM110 198L111 197H109V199ZM68 199H70V201H68ZM24 200H23V203L24 202L26 203V201H24ZM66 201H68L70 203H67ZM18 202L20 203L21 201L18 200L17 203ZM73 202H75V201H73ZM78 204L79 205L81 204L82 206H80V207L83 208V209L85 208L84 206H87V208H86L87 210H85V211L82 210L83 212L79 211V210L76 211L77 208L80 209ZM88 204H89V206H88ZM121 205H123L122 209H121ZM114 206L116 207V209L114 208ZM208 206H211V204L209 203ZM102 207H105L106 209L105 208L102 209ZM111 207H112V205H111ZM118 209H120V210H118ZM106 210H107V212H105ZM108 210H110V211L108 212ZM136 211H137V213H140L141 209L137 207ZM172 211L174 213L173 219H177V216L180 217V220H178L177 222H181L183 219L186 218L185 215L181 214L178 210H172ZM76 212H78L79 216L75 215V214H77ZM62 213H63V215H62ZM71 214H74V215L70 216ZM188 216H192V215H188ZM67 218H64V219H66V221H68ZM80 219H81V221H80ZM259 219H260V213L257 212L256 213L257 223H259ZM202 230L193 231V234H192L190 239H185L184 237L179 236V235L170 236L169 237V239H170L169 242L170 243H168L165 247L159 249V253H160L159 255L153 254L151 256V259L169 260V261L175 260V261H181L182 264H183V263L186 262V259L189 257L188 255H190V254H193V255H195V256H197L199 258L201 257V258H204V259L205 258L213 259L215 257V253L216 252L217 253H226V254H229L231 257H235V258H240L241 257L242 254L240 252H238L236 250V248L230 247V246H228V244H225V237L223 235L219 236V240L216 239V237H217V235H218V233L220 231L219 226H217V230L215 232H213L212 237H208L207 236V230H203V231ZM40 237H41V239H40ZM33 238L36 239L37 242H41V240H43L42 242H44L43 234H41V236L37 235V236H35ZM45 240H46V242H44L45 244L51 242V244L53 246L58 247V245L56 243V236L54 237L52 235H49L48 238H46ZM166 248L168 249V251L166 250ZM163 249H165V250H163ZM111 253L112 252L110 250V247H98V248H96L94 253L89 251L87 253H82V254H79L77 256H71V254H69V258L76 259V260H81V261H92L93 264H106L107 261H109V260H111L113 258ZM48 254L51 255V256H55L56 253H55L54 248ZM203 254H204V256H203ZM4 259H5V256H4V253H3L2 244L0 243V260H4ZM128 259H130V260L134 261L136 264H138L141 259H149V258H148V256H143V257L142 256L141 257L140 256L139 257L138 256H133L131 258L129 257Z\"/></svg>", "mask_w": 264, "mask_h": 264}]
</instances>
